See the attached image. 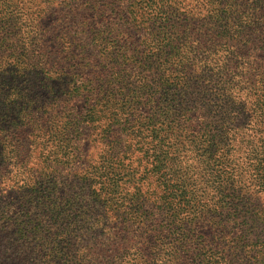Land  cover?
<instances>
[{
    "label": "trees",
    "instance_id": "16d2710c",
    "mask_svg": "<svg viewBox=\"0 0 264 264\" xmlns=\"http://www.w3.org/2000/svg\"><path fill=\"white\" fill-rule=\"evenodd\" d=\"M144 9L156 13L161 31V47L143 55L150 64L146 72L158 74L157 80L151 84L145 75H136V101L125 99L129 87L108 89L111 83L104 79L92 89L83 87L86 99L94 97L85 102L89 122L110 110L102 135L108 153L100 157L99 168L114 173L124 153L115 148L128 137L148 165L140 182L150 177L156 189L150 199L148 188L141 191V222L132 223L129 231L125 226L131 223L115 217L126 206L129 188L131 196L140 190L119 172L111 180L96 173V179L67 185L65 192L54 183L48 189L30 187L29 179L20 177L18 207L25 219L16 216L18 223L9 222L0 215V264H179L181 250L187 264H208L206 256L215 257L212 264H264V209L255 210L247 196L264 197V70L243 69L238 50L251 42L250 32L264 43V18L259 19L264 0L217 3L211 27L203 30L207 49L202 58L179 52L175 13L166 0L150 1ZM121 71L109 77L133 75ZM4 86L6 81L0 85L1 104L10 97ZM148 92L153 97L144 105L150 111L144 116L145 108L138 105L147 102ZM193 99L206 101L209 112L198 130L180 123L181 115L189 120L185 113ZM186 150L205 161L191 168L178 163ZM14 156L19 170H26L21 156ZM92 185L90 200L107 206L101 216L81 197Z\"/></svg>",
    "mask_w": 264,
    "mask_h": 264
},
{
    "label": "rangeland",
    "instance_id": "374dc122",
    "mask_svg": "<svg viewBox=\"0 0 264 264\" xmlns=\"http://www.w3.org/2000/svg\"><path fill=\"white\" fill-rule=\"evenodd\" d=\"M150 1L159 0H0V85L2 81L8 83L3 91L10 96L0 103V215L3 220L7 218L12 222L16 216L25 219L18 207L16 187L20 185V177H27L30 187L47 188L54 183L60 192H65L67 185L74 187L81 185L83 179H96V173L111 180L114 173L119 172L123 180L130 179V187L136 185L140 190L131 196L133 191L129 188L126 206L122 211L117 210L115 217L117 221L124 219V223H131L125 226L129 231L132 223L141 222L139 215L145 197L141 191L148 188L150 199L149 193L156 189L150 177L143 179L142 176L144 184L140 182L143 168L148 165L140 152L132 150L128 137L115 148V152L124 153L121 160H115L120 161L114 164V173L99 168L102 156L108 153L102 135L110 125V110L97 113V119L89 122L86 103L92 102L94 97L86 99L83 87L92 89L98 79H104L111 83L108 89L129 87L125 99L136 101L140 99L136 75H145V82L151 84L152 80H157L158 74L146 72L150 64L143 57L153 54L162 44L161 31L154 22L156 13L144 9ZM234 1L166 0L175 13L179 52L206 56L207 33L202 34L205 27L212 25L211 10L217 3ZM250 33L251 42L238 47L242 67L264 70V43H257V33ZM115 69H121L123 75H133L110 78V72ZM150 93L144 96L147 102L138 105L145 108V112H141L144 116L150 113L146 110L148 107H144L151 102ZM114 102L115 106L120 105L118 99ZM187 111L185 115L189 120L186 122L181 115L180 123L195 130L206 125V113H209L206 101L193 99ZM14 152L21 156L26 170H19ZM178 160L190 168L205 161L203 158L197 161L187 150ZM95 188L96 185L90 186L81 197L101 216L107 206L90 200ZM247 196L255 210L264 209V197ZM15 221L18 223V219ZM239 254L245 256L243 252ZM178 260L179 264L190 261L183 250ZM212 260L215 257L206 256V263L212 264Z\"/></svg>",
    "mask_w": 264,
    "mask_h": 264
}]
</instances>
